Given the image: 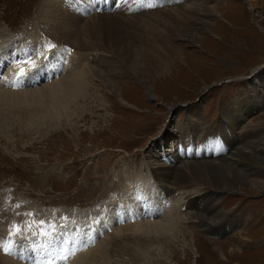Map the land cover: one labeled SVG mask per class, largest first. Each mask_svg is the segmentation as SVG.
Returning <instances> with one entry per match:
<instances>
[{
  "label": "rangeland",
  "instance_id": "obj_1",
  "mask_svg": "<svg viewBox=\"0 0 264 264\" xmlns=\"http://www.w3.org/2000/svg\"><path fill=\"white\" fill-rule=\"evenodd\" d=\"M49 1L0 0V97L9 94L0 98V264L12 259L18 264H48L56 256L61 261L58 264H264V190L253 192L244 186L230 193L219 191L220 216L216 220L218 228L226 227L219 234L205 232L203 224L192 220H180L192 231L184 230L171 239L139 241L134 235V220H128L136 217L128 215L120 221L114 216L122 203L133 201L136 184L142 181L150 185L149 191L154 190L152 197L158 204L170 202L148 174V153L176 162L183 159L181 148L190 155L192 142L210 132L213 135L206 141L211 140L212 147L216 135L225 145V133L219 126L226 129V142L235 140L232 143L240 149L264 137V0H258L254 10L244 0H208L211 13L202 17L207 26L194 25L195 42L187 41L188 36L186 41L176 36L157 41L150 35L143 36L145 40L141 37L143 53L167 58L162 73L147 71L142 82L127 74L112 73L111 63L124 57H116L109 46L99 55L91 49L95 43L87 49L75 44L65 50L64 39L58 34L61 27L52 26ZM56 1H64L63 7L60 3L56 7ZM72 1L55 0L53 5L61 12ZM80 1L89 9L83 26L89 17L97 15L98 4L107 5L102 13L120 6L119 0ZM198 3L159 0L158 6L131 13L157 17L158 23L181 31L189 19L193 20L190 9ZM73 7L78 8V3ZM45 18L49 27L43 24ZM160 30L163 36L167 34ZM73 31L79 41L81 34ZM81 50L87 57L77 54L76 67L93 65L102 70L114 89L101 78L91 77V85H86L90 88L67 111L56 119L34 124L45 109L37 104L30 107L23 95L33 100L35 94L58 84L67 72L68 60ZM58 53L60 71L39 78L38 71L53 63ZM26 59L35 64H23ZM138 61L146 69L147 61ZM133 64H137L135 59L131 70ZM20 68L26 75L22 86H14L9 82ZM187 140L183 147L181 142ZM233 144L228 142L223 152L216 147L217 160L234 157L237 147ZM174 150L180 154L174 156ZM262 168L257 175L264 180ZM202 189L196 185L187 188L190 195L186 200L196 196L198 201L205 199H198L204 195ZM145 213L142 215L147 219ZM111 216L115 220L112 224ZM234 216H241L243 223L228 227L227 221ZM80 232L82 236L89 234L86 239L91 244L86 248L80 245L88 241L76 237ZM68 235L70 241L65 247ZM233 235L242 239L234 241ZM63 251L68 253L67 260L62 259Z\"/></svg>",
  "mask_w": 264,
  "mask_h": 264
},
{
  "label": "bare ground",
  "instance_id": "obj_2",
  "mask_svg": "<svg viewBox=\"0 0 264 264\" xmlns=\"http://www.w3.org/2000/svg\"><path fill=\"white\" fill-rule=\"evenodd\" d=\"M74 1L75 3L76 2L78 3V8L73 7V5L75 4ZM96 1L97 3H99L98 1L100 0H96ZM125 1L126 0H119L118 2H120V6H118V9L116 8L115 11H113V8H115V6H113L111 13H102L107 8V5L98 4L97 9L99 10H97L96 12L97 15L89 17L87 24H84V26L81 25V23L82 21H84L86 14L89 12V9L85 8L82 5V1L80 0H73L71 3H66L72 5H68L67 8L64 10L62 9L61 12H59V10H57L56 8L57 6H59L57 5V3H60L61 6L63 7L64 1H60V2L56 1V7H55V5H53L55 4V0H50L49 1V4H51L50 11L48 12L50 14V17L52 18L54 17L53 18L54 22L52 26L61 27V29L59 28L60 32L58 34L61 33L62 38L64 39L62 40L59 37L66 48L65 50L75 47L74 46L75 44L80 45L81 48L84 46L87 49L88 47H90V44L95 43V45L91 49L93 50V52L95 51V53L99 55L100 50L103 51L106 46L108 49L110 47L112 49L111 53H113L116 57L119 56L124 57V60L123 61L121 60L123 63L121 61L120 62L115 61L114 63H111V66L113 67L112 73H115L117 76H125L127 74L129 77L136 78L138 79V81L141 82L145 79V75H147V71H150L151 73L155 71H157V73L161 72L162 67L164 66L162 64L166 58L161 55L159 56L160 58L158 59V57L155 58V56H153V53L151 54L143 53L141 50H144L142 49V47L144 48V46L141 47V42H140L141 37L143 38V36L150 35L152 39L157 41L158 38L160 40H164V39L168 40V38H170L171 40V38L174 36L181 39H184L185 36H188L187 41L195 42L197 40V35H195L194 33L197 30L194 28V25L196 26V24L198 25L201 24L203 25V27H206L207 24L204 23L202 17H207L209 16V13H211V10H209V8L207 7L208 0H198L200 3H198V5L196 6L195 5L191 6L192 8L190 9L193 20L189 19L187 24L184 25V29L180 31L174 29L172 26H168L167 23H166L167 25L166 24L162 25L160 22L158 23V21L155 20V18L157 17L152 18V17H147V15L146 17L140 15L139 16L132 15L133 13L131 12L138 13V10L141 8L146 7L148 9L151 8L149 6H152L154 4L157 5L159 3V0H133L129 3L128 2L126 3ZM168 1L169 0H167V2ZM244 1H247L248 5L252 10L257 8L258 0H244ZM137 3L138 5H136ZM129 4H131L130 7ZM91 5L92 4H90V6ZM51 11L53 13V16L51 15ZM59 13H61L60 17H58ZM47 21L48 20L46 19L45 23L43 24H45L46 26L48 25L49 27L50 24L47 23ZM159 28L165 29L167 31V34L164 36L163 34H160L161 30ZM74 29L81 34L80 35L81 39L79 41L78 39H76L77 37L76 38L74 37V35L76 34V33L74 34L73 31ZM47 31H49V29H47ZM185 33L187 34L185 35ZM142 40L145 39L143 38ZM184 40L186 41V39ZM64 41L66 44L64 43ZM97 47H101V49H97ZM40 51L41 50L39 49V52ZM81 52H85V51L83 50L79 52L76 51L75 53L76 57L72 60L71 59L68 60V62L66 63L67 72L63 80L62 79L60 80L61 82L59 81L58 84L51 85L48 89L34 95L35 97L33 100H36L35 98L38 99L36 102L23 95L25 97V100L23 98L24 102L26 101L27 103H29L30 107L37 104L41 109L42 108L45 109V110L42 109L43 110L42 114L38 115L39 117L35 120L34 124L36 123L37 125L42 124V122H45L44 120L47 118L56 119L57 117L60 116L62 112H64L65 110L67 111L70 108V104L74 103L75 100H77V98L80 97V95L84 94L86 90L90 88L88 86L91 84L90 82H88V80L91 77L101 78V81L103 80L108 84V86L114 89L113 86L111 85L112 83L111 80L106 78L107 75H105V73L102 70L93 67V65L89 66L88 68L83 67L81 69L76 67V61H75L76 58H80L79 56L81 55L84 59L85 57H87L86 56L87 54ZM77 54H79L78 57ZM58 55H57V59L54 60L53 63L49 64L47 67L45 66L42 72L40 70L38 71V73H40L39 78H42V76L46 77L47 75H51V73L56 74L57 72L60 71L61 58L60 55L59 57ZM134 59L136 60L137 64H133V69L131 70L130 64L134 61ZM138 59L147 61L146 69L145 68L143 69L142 63L138 61ZM1 60L2 59H0V62ZM256 75L257 74H255L254 77ZM87 84L88 86H86ZM5 95L3 94L1 95V97L8 98L7 95L9 94H7L6 96ZM6 102H8V100L5 101V103ZM20 102L21 100L17 101L18 104ZM13 103L15 106L16 102H12V104ZM219 128H220L219 131H221L222 129V132L225 133L224 138L222 136L225 145H222V140L216 139L218 137V135H216L213 136L215 146L212 147V144L211 145L209 144L211 143V140H209V142H207L206 140L208 139L207 138L208 135H213V132L207 133V137H206V133L200 134V136L202 137H198L196 142H192L190 148L191 149L190 155L188 156L186 155L185 149L184 150H182V148L180 149L181 150L180 153L183 154V159L181 157L180 159H178V161H176L177 163L175 161L168 162L167 159L165 158H164L165 160L164 162L163 159H157L155 158V156L153 157L152 155L150 156L151 153L147 154L146 157L148 163L147 170H148V174H152L151 176L150 175L149 176L150 177L153 176L156 184L159 187H161L162 194L166 195L165 198H170L171 200L170 202L165 201V203L163 204H158L157 198L152 197V195L155 194L154 190L153 189L151 191L148 190L147 186H150L148 183L142 181V184L139 183L136 184L137 186L136 192L134 195L132 194L131 197L133 201L129 203L128 202L122 203L123 207H121L118 213L114 214V216L116 217V220L119 219L120 221L122 218H127L128 215L135 216L136 218L133 217L128 220L130 221L134 220L133 221L134 223L132 224L134 228V235H136V237H139V241L142 239H151L152 237H155L152 238L155 241H159L167 237L171 239L173 236H176L179 232L181 233L184 230L192 231L190 228H187L185 225L180 223V220L181 221L192 220V222H194L195 224L197 223L203 224L204 231L211 234L213 233L219 234L221 231L224 232V229L226 230V227L218 228L220 224L217 223L218 221L216 220L220 216V212L217 206V198H216L219 191L226 190L230 193L244 186H247L249 189L253 190V192L254 191L261 192L264 190V180H261L263 178L262 177L260 178L257 175V173L259 172L257 171L259 167L261 169L264 166V141H263L264 137L263 138L259 137V139L255 140L254 142H251L249 145H247V147H244L243 145L244 148L241 147L242 149L238 148L232 143L235 142V140H231V141L229 140L228 142L230 144H233L234 148L237 147L236 148L237 152L236 153L234 152V154L236 155L234 157L228 155L226 158L222 159L221 161V160H217L219 153L215 148L217 147L218 150H221V152H223L228 146V142H226L228 136L225 128L223 127L221 128V126H219ZM198 140H201V142H199L202 143L201 146H198ZM188 142L189 140H187V142H181V144L183 145V147L184 146L186 147L188 145ZM209 148L210 149L212 148L213 152L212 150L209 151ZM180 153L177 150L176 151L174 150L173 155L177 156ZM172 160H173V156H172ZM176 170L177 173L175 172ZM244 172H246L247 175H245ZM192 185H196L199 187L201 186L203 187V189H205L204 195L201 198H198V199H203V198L205 199L198 201L196 199L197 198L196 196L193 199L192 198L189 199V201L186 200V198L188 197V195H190V193L187 194V191L185 190L187 188H190ZM132 192L134 193V190ZM139 196L141 200L139 199ZM196 204H198V206ZM213 209H215V211H213ZM143 212H146L145 214H148V216L146 217L147 219H145V215L144 216L142 215ZM157 212H161V215L159 214L158 216ZM114 216H111V222L109 223L112 224L115 221L113 218ZM156 217L158 219H156ZM130 221L128 222L131 224ZM227 222H230V223L225 222L227 226L230 227V226L239 225L241 222L243 223V220L241 216H234L233 218L229 219ZM246 224L247 225H245V227L249 225L248 222H246ZM57 231H60V227L58 230H56V233ZM47 235L48 234H46V236ZM78 235L79 236L76 237H81L82 236L81 232ZM49 236H52V234L49 233ZM68 237L69 235L67 236L65 247H67V242L70 241ZM87 237H89V234L83 235L81 241L83 242ZM237 238L242 239L239 236ZM237 238L236 235L232 236V240L234 241ZM87 241L88 243L86 244L81 243L80 246L82 248L88 247L91 243H90V239ZM50 244L54 245L53 243H48V245ZM80 249L78 251H81ZM63 252L65 253V251ZM233 253H235V251L234 252L231 251V254ZM65 255H68V253H65L63 256ZM57 261L58 262L60 261L59 256L50 258L48 264H58ZM4 264H18V262H15V260L13 261L12 259L11 261L4 262Z\"/></svg>",
  "mask_w": 264,
  "mask_h": 264
},
{
  "label": "snow or ice",
  "instance_id": "obj_3",
  "mask_svg": "<svg viewBox=\"0 0 264 264\" xmlns=\"http://www.w3.org/2000/svg\"><path fill=\"white\" fill-rule=\"evenodd\" d=\"M22 63L23 64H29V63H31V64L34 65L35 64V61H31L29 59H26ZM25 75H26V70L24 68H20L19 71L16 73L15 78L12 81H10L9 83H11L14 86H22L21 85V80L23 79V77ZM0 79H2V78H0ZM41 223H43V222H41ZM19 231H20V229L17 228V233H19ZM62 259L67 260L68 257L67 256H64V257H62ZM35 264H41V262L40 261H36Z\"/></svg>",
  "mask_w": 264,
  "mask_h": 264
}]
</instances>
